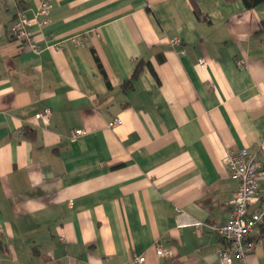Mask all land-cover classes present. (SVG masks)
<instances>
[{
	"label": "crops",
	"instance_id": "1",
	"mask_svg": "<svg viewBox=\"0 0 264 264\" xmlns=\"http://www.w3.org/2000/svg\"><path fill=\"white\" fill-rule=\"evenodd\" d=\"M41 1L0 0V264H220L224 158L264 169V3ZM20 11L39 54L9 34ZM250 238L264 264V224Z\"/></svg>",
	"mask_w": 264,
	"mask_h": 264
},
{
	"label": "built area",
	"instance_id": "2",
	"mask_svg": "<svg viewBox=\"0 0 264 264\" xmlns=\"http://www.w3.org/2000/svg\"><path fill=\"white\" fill-rule=\"evenodd\" d=\"M50 11V4L47 0L41 1L38 7V15L47 17ZM47 19L42 23L46 24ZM31 22L25 12L20 11L17 14L16 22L10 27V36L26 45L33 53L39 54L43 48L33 39L30 31ZM171 46L180 45V39L169 40ZM58 49V48H56ZM206 61L204 58L198 60V66L204 67ZM239 65L244 64L241 60ZM37 120L47 123L50 118V111L43 110L35 114ZM121 124L120 119H114L107 124L109 129H113ZM84 134L83 130H75L72 139ZM229 176L236 182V190L229 201L230 219L227 223L218 226H209L220 240L222 247L217 250V256L220 264H232L234 260L240 264L246 263V257L253 252L255 241L250 238L253 230L261 224H264V198L258 193V179L264 176V169L261 163L251 156L246 150H240L235 153H227L224 158ZM254 207V208H252ZM178 215H183L177 211ZM195 227L204 226V224L191 221ZM182 226V223L178 224ZM1 232V230H0ZM155 254L159 257H170L171 251L156 246ZM143 256H133L126 264H143Z\"/></svg>",
	"mask_w": 264,
	"mask_h": 264
},
{
	"label": "trees",
	"instance_id": "3",
	"mask_svg": "<svg viewBox=\"0 0 264 264\" xmlns=\"http://www.w3.org/2000/svg\"><path fill=\"white\" fill-rule=\"evenodd\" d=\"M189 1H190L191 5L193 7L194 15L197 18H201L200 12L196 8V1L197 0H189ZM226 1L227 2H231V1H236V0H226ZM238 1H241L246 9H252V8H255V7H257V6H259V5L264 3V0H238ZM262 25H264V21L262 22ZM140 68H141V63L139 62V63L136 64V66L134 68V72L132 74V78L135 77L137 75V73H139Z\"/></svg>",
	"mask_w": 264,
	"mask_h": 264
}]
</instances>
